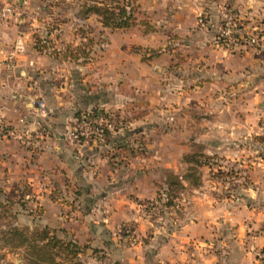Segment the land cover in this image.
Masks as SVG:
<instances>
[{
  "label": "crops",
  "instance_id": "0c3cea01",
  "mask_svg": "<svg viewBox=\"0 0 264 264\" xmlns=\"http://www.w3.org/2000/svg\"><path fill=\"white\" fill-rule=\"evenodd\" d=\"M71 4L0 0V114L28 132L0 136V204L18 226L77 243L86 260L103 250L99 264H255L264 249V165L237 199L205 178L187 200L155 203L163 174L179 175L189 140L229 156L231 145L264 135V47L230 51L218 41L224 5L249 29L264 22V0H137L154 29L146 34L81 20ZM92 19L106 37L95 60L96 44L77 33ZM36 37L47 41L39 51ZM81 43L88 62L63 58ZM93 109L118 116L116 131L104 145L79 144L74 120Z\"/></svg>",
  "mask_w": 264,
  "mask_h": 264
},
{
  "label": "trees",
  "instance_id": "16d2710c",
  "mask_svg": "<svg viewBox=\"0 0 264 264\" xmlns=\"http://www.w3.org/2000/svg\"><path fill=\"white\" fill-rule=\"evenodd\" d=\"M79 1L81 4L76 14L81 20H86L90 16H94L102 28L109 30H128L140 26L142 27L143 34L154 31L147 20V16L139 10L137 0ZM77 33L81 39L84 38L83 30L78 29ZM86 41H88L86 45L92 46V38L86 39ZM46 43V40L35 38V46L38 51L45 48ZM84 48L82 43L73 49L66 48L63 58H69L73 62H77L78 59L82 58L83 63L88 62L91 57L89 52H86ZM92 112H103L105 118L113 123V130H104L106 144L109 136L116 131L118 116L111 115L100 109H93ZM258 139L263 141L261 136ZM193 146L195 150L182 157V162L186 165V169L181 175H175L171 172H165L163 174L164 187L161 191L162 193H158L155 209L159 205L165 208L172 207L175 205L174 200L183 191L196 189L201 186L202 179L199 167L211 166L212 163L208 159H212V157H207L203 153L201 145L194 144ZM151 206L152 204L150 206L146 205L148 212L152 210ZM9 235L11 237L10 240L15 242V244H11L12 249L23 250L25 264H63L64 262L69 264H82L78 259V255L82 253L83 248L75 242L61 240L53 231L47 228L34 229L31 233L13 228Z\"/></svg>",
  "mask_w": 264,
  "mask_h": 264
},
{
  "label": "rangeland",
  "instance_id": "374dc122",
  "mask_svg": "<svg viewBox=\"0 0 264 264\" xmlns=\"http://www.w3.org/2000/svg\"><path fill=\"white\" fill-rule=\"evenodd\" d=\"M72 3L70 5L71 12L76 10L78 11V7L81 2L79 0H70ZM74 5V7H73ZM70 12V13H71ZM203 15V14H202ZM201 15V16H202ZM240 18V16H239ZM207 19V16H206ZM205 19V22H206ZM88 24V27H79L80 30H83L87 34L86 39L92 38V45H95L96 50L92 51V55L97 54V47L106 42V37L104 35V32L101 30V28L96 24L94 19L91 21L86 22ZM239 26L244 32L251 33L254 35H258L259 32H261L262 27H264V22L260 24V26L254 25L253 27L248 29V26L245 25L244 20L240 18L238 21ZM77 28V29H79ZM222 28V21L220 20V32ZM86 43L88 41H85ZM245 48H252V50H261L260 48H256L255 46H248L245 43H243L242 47ZM239 47L235 51H241ZM94 55V60H95ZM116 125V124H115ZM260 136H251L248 138L245 142L246 144H242V141L237 142L236 145L238 146H230V149H225L227 153L232 151L230 155L228 156H219L217 154L211 153L207 154L205 150L203 149V153L207 155V157H212V159H208L210 163H212L211 166H203L199 167V171L202 176V184L200 187H204L203 181L206 178V186L207 188H214L216 190H221L220 196H227L232 195L231 198L234 200L241 195V190L252 186L253 182H250L248 180V177H253V175L256 174L257 171H260V169L264 165V135H261V138H263V141H260L258 138ZM105 144V143H104ZM103 144V145H104ZM194 143L193 140H189V146L187 149V153L194 151L193 148ZM200 145V144H198ZM236 155V156H234ZM181 168H178L177 173L181 175L185 169L186 165L182 162L181 159ZM264 170V169H263ZM209 181V182H208ZM211 181V182H210ZM264 183V182H262ZM162 185H159V190H163ZM198 187V188H200ZM196 188V189H198ZM190 190H185L182 192L183 195H179L178 198L174 200L176 204H178L179 201L182 199L187 200L190 195ZM227 192V193H226ZM162 193L159 191V194ZM163 197V196H161ZM229 197V196H228ZM230 198V197H229ZM164 200V198H163ZM1 205L0 204V264H25L23 260V250L22 249H12L11 244H15V242H12L10 240V231L13 228L23 230V232L31 233L34 229H40L37 227L32 226L29 227H21L16 224L17 218L16 215L13 213L12 208L7 205ZM55 233V232H54ZM66 240V239H65ZM94 258L92 261L84 259V256L78 255V259L82 262V264H86L89 262V264H99L103 261V259L106 257L103 254V250H95ZM84 262V263H83ZM63 264H69L64 262Z\"/></svg>",
  "mask_w": 264,
  "mask_h": 264
},
{
  "label": "built area",
  "instance_id": "2783aa9c",
  "mask_svg": "<svg viewBox=\"0 0 264 264\" xmlns=\"http://www.w3.org/2000/svg\"><path fill=\"white\" fill-rule=\"evenodd\" d=\"M9 12L8 9L4 10ZM206 17L200 15L198 18V24L201 26L205 23ZM220 20L222 21V28L218 41L224 46V48L235 51L239 47H242L243 43L248 46H255L262 49L264 47V27L258 35L244 32L238 24L240 20L238 13L231 7L224 5L220 12ZM264 26V25H263ZM21 39H17L14 44V51L18 54L21 53L22 48ZM35 106L39 116L44 114V104L40 101L35 102ZM113 130V123L107 120L103 112L93 113L92 110L80 112L73 124L72 137L79 144L96 143L97 145H103L104 130ZM26 134V131L18 133L13 127L7 126L0 114V136L3 138L9 137H22ZM255 264H264V251H258L255 253Z\"/></svg>",
  "mask_w": 264,
  "mask_h": 264
}]
</instances>
